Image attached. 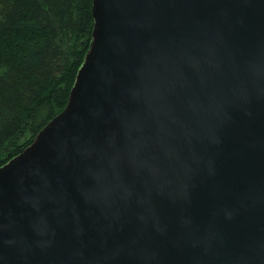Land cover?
Instances as JSON below:
<instances>
[{
    "label": "water",
    "instance_id": "water-1",
    "mask_svg": "<svg viewBox=\"0 0 264 264\" xmlns=\"http://www.w3.org/2000/svg\"><path fill=\"white\" fill-rule=\"evenodd\" d=\"M64 109L0 167V264H264V0H92Z\"/></svg>",
    "mask_w": 264,
    "mask_h": 264
},
{
    "label": "trees",
    "instance_id": "trees-1",
    "mask_svg": "<svg viewBox=\"0 0 264 264\" xmlns=\"http://www.w3.org/2000/svg\"><path fill=\"white\" fill-rule=\"evenodd\" d=\"M93 23L92 0H0V167L66 106Z\"/></svg>",
    "mask_w": 264,
    "mask_h": 264
}]
</instances>
